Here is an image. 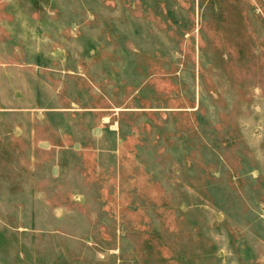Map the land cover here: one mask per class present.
I'll return each instance as SVG.
<instances>
[{
	"label": "rangeland",
	"instance_id": "obj_1",
	"mask_svg": "<svg viewBox=\"0 0 264 264\" xmlns=\"http://www.w3.org/2000/svg\"><path fill=\"white\" fill-rule=\"evenodd\" d=\"M0 17V264H264V0H0ZM38 104L102 109L105 151L124 142L90 182L94 244L58 241L46 213L28 229Z\"/></svg>",
	"mask_w": 264,
	"mask_h": 264
},
{
	"label": "crops",
	"instance_id": "obj_2",
	"mask_svg": "<svg viewBox=\"0 0 264 264\" xmlns=\"http://www.w3.org/2000/svg\"><path fill=\"white\" fill-rule=\"evenodd\" d=\"M1 18V17H0ZM40 69H44L40 67ZM41 71H38L33 77L40 78ZM43 74V73H42ZM30 89V88H29ZM45 97V98H44ZM52 100L57 102L60 98L58 94H53ZM49 96H40L38 101L47 100ZM31 100L35 98L30 97ZM73 104V103H72ZM74 105V104H73ZM19 111V109H15ZM28 113L29 123L32 125L29 132L28 141V164L32 171L40 166H49L44 172V176L36 174L37 183H33L29 195L34 198H45L43 188V179L53 184L51 193L55 200L52 206L44 205L42 200H38V206H28L23 211H28L27 221L28 229H44V217L41 214H48L51 223L54 226L53 233L60 241L63 236L62 229L69 226V233H64L73 242L79 244H94L93 230L95 227L94 213L95 206L89 205V186L98 173V165L101 157L110 152V144L99 141L103 134V128H114L110 126L109 117L100 114L102 109L89 108H70L55 105L52 108L45 105L23 108ZM91 111V112H89ZM97 111V112H93ZM97 113V114H95ZM90 116V117H89ZM106 145V146H105ZM124 142L118 141L112 149V155L109 153L105 158L109 163L111 159L113 164L123 163L121 159V148ZM106 148H105V147ZM101 159V160H100ZM104 159V158H103ZM69 170V180L77 181L71 183L67 192H63L62 184L65 181V173ZM31 171V174L34 172ZM106 178V174H105ZM75 185L76 188L73 186ZM90 192H92L90 190ZM68 195V203L63 204L61 198ZM31 214V215H30ZM44 231H37L42 234Z\"/></svg>",
	"mask_w": 264,
	"mask_h": 264
}]
</instances>
